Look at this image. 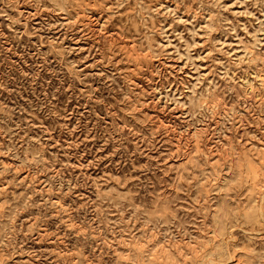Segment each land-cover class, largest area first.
<instances>
[{
	"label": "rangeland",
	"instance_id": "1",
	"mask_svg": "<svg viewBox=\"0 0 264 264\" xmlns=\"http://www.w3.org/2000/svg\"><path fill=\"white\" fill-rule=\"evenodd\" d=\"M0 264H264V0H0Z\"/></svg>",
	"mask_w": 264,
	"mask_h": 264
}]
</instances>
